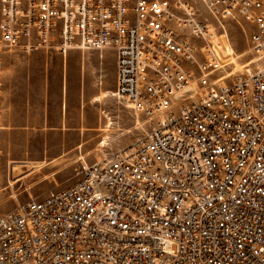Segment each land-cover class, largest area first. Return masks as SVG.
<instances>
[{"label":"built area","instance_id":"obj_1","mask_svg":"<svg viewBox=\"0 0 264 264\" xmlns=\"http://www.w3.org/2000/svg\"><path fill=\"white\" fill-rule=\"evenodd\" d=\"M229 20L252 55L232 76ZM48 46L112 48L147 128L1 214L0 264H264V0H0V71Z\"/></svg>","mask_w":264,"mask_h":264},{"label":"crops","instance_id":"obj_2","mask_svg":"<svg viewBox=\"0 0 264 264\" xmlns=\"http://www.w3.org/2000/svg\"><path fill=\"white\" fill-rule=\"evenodd\" d=\"M1 60L0 149L6 152L8 167H45L41 139L45 137L64 138L62 146L69 152L90 150L103 131L102 114L118 108L122 112L112 95L116 88L112 48H71L64 54L50 48H13L4 50ZM111 124L108 121L106 127ZM121 125L130 127L132 120L122 114Z\"/></svg>","mask_w":264,"mask_h":264},{"label":"rangeland","instance_id":"obj_3","mask_svg":"<svg viewBox=\"0 0 264 264\" xmlns=\"http://www.w3.org/2000/svg\"><path fill=\"white\" fill-rule=\"evenodd\" d=\"M227 24L229 25V32L227 31L226 34L215 36L212 43L214 50L220 54L224 51L232 52L233 67L228 70V73L232 76L242 68L243 63L252 58V55L248 49L247 38L249 29L246 23L242 20L240 21L243 29L232 20H229ZM40 48L54 49L55 46ZM193 84L194 82L190 84L192 90L194 89ZM120 105L122 112L118 108L115 113L102 114L104 117L103 131L100 132L95 146L90 150L83 151V147H80L75 152H69L64 145L62 146L64 138H41L45 140V145H42V149L43 153H45L44 159L47 160L46 166L42 169L38 167L31 168L29 166L21 168L14 164V171L11 173V169L10 171L8 170L7 163L9 160L7 159L6 152L2 151L0 163V215L15 209L18 205L27 203L31 198L41 197L50 189L69 185L72 182V169L78 162L82 160L94 162L108 156L115 150L133 144L136 139L143 137L144 131L147 128V120L141 114H134L121 102ZM121 113L127 115L132 120L130 127L126 128L121 125ZM108 121L112 122L110 127H106ZM106 135H108V139L104 140L103 138ZM1 141L2 138L0 137V145ZM101 141L104 145L100 144ZM49 142L52 144L48 145ZM85 144L88 146L89 142L87 141ZM6 145L8 148L11 147L10 144ZM49 149L53 151L49 153L47 151Z\"/></svg>","mask_w":264,"mask_h":264},{"label":"bare ground","instance_id":"obj_4","mask_svg":"<svg viewBox=\"0 0 264 264\" xmlns=\"http://www.w3.org/2000/svg\"><path fill=\"white\" fill-rule=\"evenodd\" d=\"M208 48H209L208 50H211L210 47H208ZM186 89H190V90H192V88L190 87V84L186 87ZM112 95H113V94H112ZM10 169H11V171H10ZM8 170H9L11 173L14 171V167H13L12 164L9 165Z\"/></svg>","mask_w":264,"mask_h":264}]
</instances>
